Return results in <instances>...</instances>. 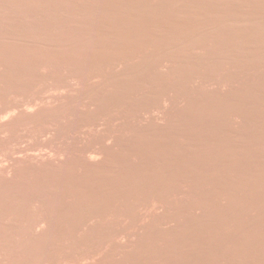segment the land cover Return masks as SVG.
<instances>
[{
  "label": "bare ground",
  "instance_id": "bare-ground-1",
  "mask_svg": "<svg viewBox=\"0 0 264 264\" xmlns=\"http://www.w3.org/2000/svg\"><path fill=\"white\" fill-rule=\"evenodd\" d=\"M42 1L0 12L40 28L102 6ZM229 3L174 58L0 85V264H264V0Z\"/></svg>",
  "mask_w": 264,
  "mask_h": 264
},
{
  "label": "rangeland",
  "instance_id": "rangeland-1",
  "mask_svg": "<svg viewBox=\"0 0 264 264\" xmlns=\"http://www.w3.org/2000/svg\"><path fill=\"white\" fill-rule=\"evenodd\" d=\"M2 1L8 2V0ZM229 2L227 0H131L129 4L128 0H43L41 4L45 6L89 8L92 4L101 3L102 6H99L100 9L94 7L82 17L71 14L59 16L44 12L45 23L52 24L40 28L33 27L31 17L23 16L21 22L15 23L10 18L6 19L0 12V85L7 86L16 82L26 85L34 77L43 74L48 76L51 67L58 63L61 66L66 65L67 62L77 66L93 65L113 75L123 66L156 53L174 58L178 54L173 47L169 48V45L176 41L178 31H183L182 28L186 26L204 25L209 21L210 9L220 11L224 5L231 4ZM115 5L118 6L114 7ZM14 9L17 14L23 10L17 7ZM242 9L245 8L239 6V10ZM219 18L220 16H216V19ZM34 29L43 35L41 39H36L30 34ZM65 42L67 44H60ZM22 70H31L35 76L30 78L24 76L21 74ZM25 141L24 144H28L33 139L28 138ZM172 164L177 163L172 161ZM178 168L185 170L196 167H186L180 163ZM254 170L259 171L257 168ZM158 178L164 179L163 176Z\"/></svg>",
  "mask_w": 264,
  "mask_h": 264
}]
</instances>
